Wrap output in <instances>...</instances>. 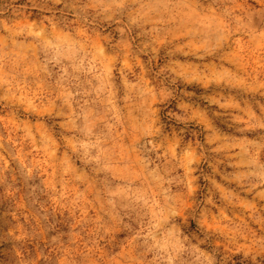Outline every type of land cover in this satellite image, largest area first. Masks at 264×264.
<instances>
[{
	"label": "rangeland",
	"instance_id": "rangeland-1",
	"mask_svg": "<svg viewBox=\"0 0 264 264\" xmlns=\"http://www.w3.org/2000/svg\"><path fill=\"white\" fill-rule=\"evenodd\" d=\"M0 264H264V0H0Z\"/></svg>",
	"mask_w": 264,
	"mask_h": 264
}]
</instances>
